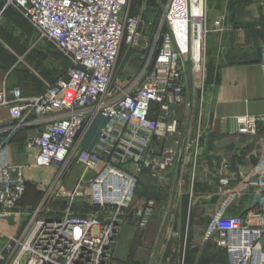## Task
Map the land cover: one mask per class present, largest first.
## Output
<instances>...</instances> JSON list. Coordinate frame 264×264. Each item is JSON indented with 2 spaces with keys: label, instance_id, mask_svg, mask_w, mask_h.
Wrapping results in <instances>:
<instances>
[{
  "label": "built area",
  "instance_id": "obj_1",
  "mask_svg": "<svg viewBox=\"0 0 264 264\" xmlns=\"http://www.w3.org/2000/svg\"><path fill=\"white\" fill-rule=\"evenodd\" d=\"M176 1L166 0L159 23L145 41L140 20L128 15L130 0H3L5 8L16 10L32 26L36 42L53 45L70 64L66 76L46 83L41 95L24 97L18 89H0V107L8 108L12 132L42 126L26 142V149L36 152L33 168L57 170L73 159L94 172L89 179L81 176L72 192L63 191L62 196H85L91 210L112 207L119 212L128 209L142 168L163 181L174 156L169 152L155 159L151 147L178 134L186 86L190 79L203 80L204 43L210 32L208 0H184L179 23L171 16ZM222 23L221 17L214 20L215 30L221 31ZM123 42L141 46V55L126 82H113ZM97 119L105 122L97 129L96 143L83 148L81 140ZM261 127L264 131V114L239 117L236 134L256 136ZM28 182L25 167L0 161V235L4 220L22 218L19 205ZM228 182L225 176L220 179L223 186ZM254 192L264 195V181ZM154 205L145 204L139 231L146 228ZM89 208L43 217L38 206L20 233L0 248V264H113L109 260L117 227L86 214ZM215 228L228 264H264V221L253 225L240 217H218Z\"/></svg>",
  "mask_w": 264,
  "mask_h": 264
},
{
  "label": "crops",
  "instance_id": "obj_2",
  "mask_svg": "<svg viewBox=\"0 0 264 264\" xmlns=\"http://www.w3.org/2000/svg\"><path fill=\"white\" fill-rule=\"evenodd\" d=\"M240 3L242 2L230 4L227 9L232 12L236 6L243 5ZM243 3L247 6L245 10L250 9L251 14L218 13L221 9L219 2L210 0V5L207 2L208 15L210 13L208 27L213 28H209L210 32L206 35L204 43V67L208 71L207 89L201 101L203 109L198 116V123L201 124L197 131L200 157L198 162L194 163V174L189 172V157L186 154L190 143L183 142L178 155L185 153V158L179 159L174 178L168 175L170 166L165 171L163 181H159L168 187L161 190L163 200L154 202V207L148 212L146 228L143 231L138 229V222L145 212L144 202L133 205L132 215L127 216L118 225L114 246L112 245L116 257L113 264H121L124 260L138 264L136 258L139 252L148 250L153 245L158 231L164 230V223L172 222L169 217H182L183 214L190 213L188 201L181 199L182 183L196 181V191L212 183L211 194L215 198L231 195L237 182L244 181L247 174L255 175L247 180L264 181L262 127L256 136L236 134L239 117H257L264 114V69L261 66L264 0H248ZM198 11L194 10L195 13ZM184 15V1H177L171 16L179 23V18ZM218 17L223 18L221 31L215 30L213 26ZM31 35L36 44L32 26L16 10L5 8L3 0H0V89H18L24 97L41 95L46 83L64 78L70 67L69 62L51 44L40 50V58L35 57L31 48L25 45ZM58 56L62 57L66 68H61L62 72L56 74L59 69H56L55 65ZM104 122L102 119L95 121L89 134L80 143L83 148L91 149L95 145L97 129ZM12 123L8 108L0 107V161L25 167L29 181L44 183L45 172L32 167L36 152L26 149L28 137L39 134L42 126L33 124L12 132ZM193 159L195 160L194 156ZM142 169L137 175L144 171ZM82 176L89 179L94 176V172L84 170ZM224 176L231 184L230 190L228 186L223 194L219 183ZM142 180L149 181L147 177ZM137 231L143 234L139 237Z\"/></svg>",
  "mask_w": 264,
  "mask_h": 264
},
{
  "label": "rangeland",
  "instance_id": "obj_3",
  "mask_svg": "<svg viewBox=\"0 0 264 264\" xmlns=\"http://www.w3.org/2000/svg\"><path fill=\"white\" fill-rule=\"evenodd\" d=\"M248 0H217L221 7L218 13L227 14H248L250 9L245 10L243 2ZM166 0H130L128 15L137 17L139 21V31L145 35V41H148L152 35L153 26L158 24L165 8ZM242 2L240 6H236L232 12L227 8L230 4ZM227 4V6H225ZM210 5V0L208 1ZM225 6V8H224ZM251 14V13H250ZM210 17V13L208 15ZM209 23V20H208ZM209 28H213L210 27ZM35 33V32H34ZM29 37L25 45L31 48L34 56L40 58V50H44L45 46L49 47L46 41H38L36 44L35 38ZM144 46V43L141 44ZM141 46L132 48V46L123 42L119 55L112 72V81H119L124 83L127 81L135 70L140 58ZM54 52V51H53ZM55 53V52H54ZM140 53V54H139ZM56 64V74L62 72L61 68H66V63L62 57L58 56ZM36 72V70L34 71ZM207 74L204 70L203 80L190 79L186 86L184 101L179 108V125L178 134L166 141H155L151 147V153H154L155 159H161V155H169L172 152L173 162L169 166L168 175L174 178L178 166L179 159L185 158V153L178 155L181 144L190 143L189 150L186 152L189 157L190 173L194 174V163L198 162L200 151L197 144V131L201 124L198 123V116L203 109L201 104L204 99L207 89ZM198 82H200L199 87ZM91 131V129L89 130ZM89 132L86 134L88 135ZM86 138V137H85ZM84 138V139H85ZM82 139L81 142L84 140ZM181 140V141H180ZM150 153V156L152 154ZM179 156V157H178ZM193 156L195 160L193 159ZM130 170H134L132 166ZM140 175H136V188L128 209L117 212V209L112 207H105L102 210L89 208V198L83 196L82 198H66L62 196V192H72L77 179L82 176L84 169L82 165L75 160H71L66 166L60 169H48L44 175V183L30 181L27 183L23 199L19 205L22 212V218H11L2 222V232L0 235V248L8 241V238L20 231L28 223L29 215L38 207H42L43 217L61 216L64 211L71 210L75 213L83 212L100 217L103 221L117 223V227L127 216L132 215L133 205L139 203L147 204L148 201L158 202L163 200V190L167 188L165 185L151 177V172L147 168ZM142 169V170H143ZM196 169V168H195ZM42 170V169H41ZM45 170V169H43ZM141 172V170H140ZM255 175L247 174L244 176V181L237 182L231 195H220L213 197L211 194L213 188L212 183L205 185V188L198 189L196 181L189 180L188 183L181 184V199L188 201L190 213L180 216L169 217L171 223L165 222L164 230H159L155 242L148 250L140 251L136 258L138 264H228L227 255L219 249L218 240L219 233L215 228L218 217H240L244 222L249 224H256L264 221V195L256 194L254 191L260 189L263 181L247 180ZM148 178L145 182L142 179ZM192 178V177H191ZM242 178V176L240 177ZM168 184V183H167ZM220 184V183H219ZM231 182L223 186L220 184L223 194ZM235 184V183H234ZM229 193V191H227ZM264 193V192H263ZM145 194V195H144ZM89 212V213H88ZM93 213V214H92ZM116 213H121L122 216L116 218ZM174 218V221H173ZM168 219V218H167ZM168 224V225H167ZM170 224V225H169ZM174 226H173V225ZM168 226V227H167ZM173 226V227H172ZM139 237L141 233L138 232ZM145 233V232H144ZM116 236V235H115ZM114 236V238H115ZM264 245V239H263ZM114 246V245H113ZM112 247V246H111ZM116 261L113 247L111 249L110 260ZM142 262V263H141ZM121 264H131L124 260Z\"/></svg>",
  "mask_w": 264,
  "mask_h": 264
},
{
  "label": "bare ground",
  "instance_id": "obj_4",
  "mask_svg": "<svg viewBox=\"0 0 264 264\" xmlns=\"http://www.w3.org/2000/svg\"><path fill=\"white\" fill-rule=\"evenodd\" d=\"M177 1H180V0H177ZM177 1H176V2H177ZM182 1H184V0H182ZM176 2H175V3H176ZM173 6H174V5H173ZM47 170H48V169H45V170L42 169L43 172H47Z\"/></svg>",
  "mask_w": 264,
  "mask_h": 264
},
{
  "label": "water",
  "instance_id": "obj_5",
  "mask_svg": "<svg viewBox=\"0 0 264 264\" xmlns=\"http://www.w3.org/2000/svg\"><path fill=\"white\" fill-rule=\"evenodd\" d=\"M115 227H117V223L114 221V224H113ZM113 233H115V230H113Z\"/></svg>",
  "mask_w": 264,
  "mask_h": 264
}]
</instances>
